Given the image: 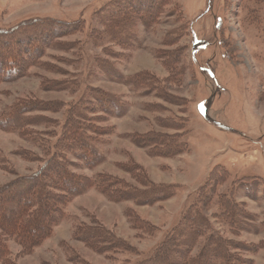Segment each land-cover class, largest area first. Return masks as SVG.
Instances as JSON below:
<instances>
[{"label": "rangeland", "instance_id": "rangeland-1", "mask_svg": "<svg viewBox=\"0 0 264 264\" xmlns=\"http://www.w3.org/2000/svg\"><path fill=\"white\" fill-rule=\"evenodd\" d=\"M112 1L0 0V28L37 18L83 23L79 32L59 39L62 47L46 49L24 76L0 83V118L19 101L50 104L48 110L27 113L36 120L28 126L30 131L0 125V185L37 171L51 156L69 109L81 99H92V91L99 89L119 98L125 111L105 115L96 109L95 124L111 132L96 136L105 160L94 168L82 165L73 170L87 177L113 175L141 186L120 165L134 161L153 182L175 185L176 195L152 206H137L133 201H112L92 187L66 205L53 234L32 253H21L22 247L8 238L11 259L17 264H75L70 255L77 254L91 264H135L152 255L186 211L199 205V190L218 166L228 176L214 184L210 206L198 207L222 236L259 244L264 230L235 232L219 217V198L234 192L233 198L256 214V223L264 220V197L256 201L233 186L247 177L264 183V0H164L149 27L136 24L137 37L130 44L114 40L98 21L96 13ZM142 1L154 8L151 0ZM104 62L129 80L139 73L151 79L138 85L121 82L105 73ZM156 79L163 92L154 85ZM48 81H64L63 87L46 89ZM168 120L181 126H169ZM149 131L177 133L188 150L153 156L132 137ZM130 209L155 232L134 228L127 216ZM93 222L126 239L137 252L100 255L74 239L80 224ZM200 247L201 243L194 248V255ZM239 254L252 264H264V248Z\"/></svg>", "mask_w": 264, "mask_h": 264}, {"label": "trees", "instance_id": "trees-1", "mask_svg": "<svg viewBox=\"0 0 264 264\" xmlns=\"http://www.w3.org/2000/svg\"><path fill=\"white\" fill-rule=\"evenodd\" d=\"M142 2L113 0L96 13L98 21L114 40L130 44L137 37L134 32L136 24L142 22L149 27L150 22L159 15L164 0H151L154 8L150 9ZM131 10L134 12H130ZM82 26L81 20L67 22L37 18L22 21L11 28H0V83L24 76L31 65L38 63L46 49L62 47L59 39L79 32ZM102 68L109 77L121 82L129 81L138 85L151 79L148 78L149 74L139 73L129 80L108 62H104ZM63 83L64 81H48L44 87L59 89L63 87ZM159 83V79H156L154 85L163 92L164 88L160 87ZM92 100H95L98 108ZM47 107H50V104L42 101H19L2 115L0 125L8 130L30 131L28 126L34 125L36 120L27 116V113L48 110ZM124 108L119 98L99 89L93 90L92 99H81L69 109L62 132L53 145V152L43 165L30 175H22L0 185L1 264H17L10 257L8 238L15 240L22 247L21 253H32L53 234L54 227L65 216L66 205L92 187L112 201H133L137 206H152L176 195L175 185L153 182L143 166L134 161L120 165L141 186L131 185L125 179L113 175L87 177L73 170L74 167L82 165L94 168L105 160L104 154L97 146V137L111 132H106L95 124L98 116L96 109L105 115H122ZM168 125L176 127L180 124L176 120H168ZM132 137L137 145L150 148V154L153 156H174L188 150V145L180 141L181 135L177 133L149 131L143 134L133 133ZM227 173L221 166L213 170L210 181L199 190L197 203L200 206H210L215 195L214 184L225 179ZM262 185L264 186V183L256 177L242 178L233 183L235 189H244L246 194L256 201H259L261 196L264 197V190L259 193ZM233 196L234 192L220 196L222 210L219 217L237 233L263 231L264 220L261 224L256 223V214L244 209ZM198 206H191L186 211L181 221L159 243L152 255L135 264H252L251 260L244 258L239 252L264 248V239L256 245L224 237L214 230L210 219ZM127 216L130 217L134 228L148 233L155 232V228L150 227L134 210H128ZM74 239L83 242L100 255L120 251L137 252L126 239L97 222L90 225L80 224L75 229ZM200 243V250L194 255V248ZM70 260L75 264H91L77 254L70 255Z\"/></svg>", "mask_w": 264, "mask_h": 264}]
</instances>
